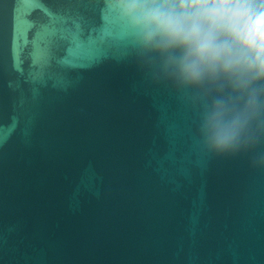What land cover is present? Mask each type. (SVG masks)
Returning <instances> with one entry per match:
<instances>
[{"label": "water", "instance_id": "water-1", "mask_svg": "<svg viewBox=\"0 0 264 264\" xmlns=\"http://www.w3.org/2000/svg\"><path fill=\"white\" fill-rule=\"evenodd\" d=\"M194 121L105 0H0V264H264V170Z\"/></svg>", "mask_w": 264, "mask_h": 264}, {"label": "clouds", "instance_id": "clouds-1", "mask_svg": "<svg viewBox=\"0 0 264 264\" xmlns=\"http://www.w3.org/2000/svg\"><path fill=\"white\" fill-rule=\"evenodd\" d=\"M149 82L195 115L208 158L264 170V0H105Z\"/></svg>", "mask_w": 264, "mask_h": 264}]
</instances>
